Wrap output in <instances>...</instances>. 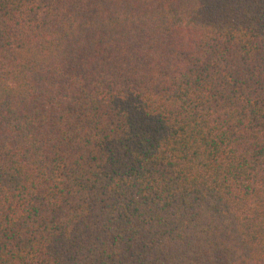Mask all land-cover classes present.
Here are the masks:
<instances>
[{"label":"trees","instance_id":"obj_1","mask_svg":"<svg viewBox=\"0 0 264 264\" xmlns=\"http://www.w3.org/2000/svg\"><path fill=\"white\" fill-rule=\"evenodd\" d=\"M0 264H264V0H0Z\"/></svg>","mask_w":264,"mask_h":264}]
</instances>
